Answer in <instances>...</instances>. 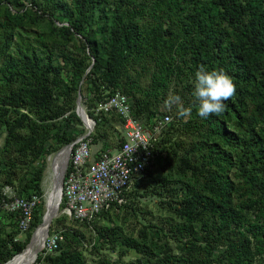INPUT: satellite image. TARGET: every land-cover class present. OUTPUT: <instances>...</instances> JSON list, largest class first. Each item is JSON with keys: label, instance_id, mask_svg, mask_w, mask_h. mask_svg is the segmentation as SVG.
<instances>
[{"label": "trees", "instance_id": "16d2710c", "mask_svg": "<svg viewBox=\"0 0 264 264\" xmlns=\"http://www.w3.org/2000/svg\"><path fill=\"white\" fill-rule=\"evenodd\" d=\"M200 65L236 85L219 116L195 107ZM78 91L93 155L123 142V119L95 112L116 92L145 126L170 120L125 202L60 215L33 264H264V0H0V264L42 222L47 157L87 132ZM7 187L41 198L24 241Z\"/></svg>", "mask_w": 264, "mask_h": 264}, {"label": "built area", "instance_id": "2783aa9c", "mask_svg": "<svg viewBox=\"0 0 264 264\" xmlns=\"http://www.w3.org/2000/svg\"><path fill=\"white\" fill-rule=\"evenodd\" d=\"M95 112L119 115L124 122L122 133L125 138L115 155L102 149H97L93 155L90 148L92 132L88 134L87 131L70 151L63 177L61 215L86 223L97 219L110 207L125 202V192L151 164L158 136L170 120L168 115L158 116L145 126L133 117L128 99L120 92L105 99ZM14 192L9 187L4 189L3 208L9 213H18V231L26 233L41 198L36 193L17 196ZM61 240L59 232L49 234L41 252L53 254Z\"/></svg>", "mask_w": 264, "mask_h": 264}, {"label": "clouds", "instance_id": "9594fccd", "mask_svg": "<svg viewBox=\"0 0 264 264\" xmlns=\"http://www.w3.org/2000/svg\"><path fill=\"white\" fill-rule=\"evenodd\" d=\"M236 93V85L233 78L223 69L208 70L200 65L195 73V85L192 96L195 99V107L201 118L210 115L219 116L226 110L225 101L231 99ZM174 102L179 103L180 97H173ZM192 107H181L178 116L185 117L191 114Z\"/></svg>", "mask_w": 264, "mask_h": 264}, {"label": "bare ground", "instance_id": "6f19581e", "mask_svg": "<svg viewBox=\"0 0 264 264\" xmlns=\"http://www.w3.org/2000/svg\"><path fill=\"white\" fill-rule=\"evenodd\" d=\"M61 158L57 160L56 166L54 168V175L52 179V184L50 189L46 193V210L43 216V222L35 231L31 244L26 250L22 252L19 256L15 257L12 261L6 264H32L36 259L39 249L42 248L45 237L46 228L50 219L53 218L56 212V203L58 200V181L62 173V164L64 161L65 153H62ZM53 192V193H52ZM52 193V195H50Z\"/></svg>", "mask_w": 264, "mask_h": 264}, {"label": "water", "instance_id": "95a60500", "mask_svg": "<svg viewBox=\"0 0 264 264\" xmlns=\"http://www.w3.org/2000/svg\"><path fill=\"white\" fill-rule=\"evenodd\" d=\"M93 64V63H92ZM92 64L90 65V67L88 68V70L86 71V73L90 70V68L92 67ZM76 108H75V113L76 115L80 118V120L82 121V124L84 125L86 131H88L87 133L90 134L91 132H93V127H94V121L86 114L85 112V109L84 107L82 106V102H81V94L80 92L78 91V94H77V97H76ZM84 136H80L78 137L76 140H74L73 142L69 143L68 145L64 146L62 149H60L54 156L53 158V161H52V164H51V168L53 166V163H54V160L56 157H58V155L62 154V153H65V157H64V161H63V164H62V173L60 175V179L58 181V200H57V203H56V212L53 216L52 219L49 220L48 222V225H47V228H46V237H45V240H44V243H43V246L45 244V241L49 235V229H50V226H51V223H52V220L53 219H56L58 218L60 215H61V210L59 211V205H61V201H62V186H63V177H64V173L66 171V167H67V164H68V157H69V154H70V151L72 149V147L74 146V144ZM45 206H46V197H45ZM44 216V215H43ZM42 222H43V218H42ZM42 222L34 229V231L32 232L31 234V237H30V241L28 242V244L31 242L32 240V237L35 233V231L38 229V227L42 224ZM28 244L25 246V248L21 251V253L26 249V247L28 246ZM42 246V248H43ZM41 248V250H42ZM20 253V254H21ZM20 254H17L15 255L11 260L7 261L6 263L12 261L15 257L19 256ZM4 263V264H6Z\"/></svg>", "mask_w": 264, "mask_h": 264}, {"label": "rangeland", "instance_id": "374dc122", "mask_svg": "<svg viewBox=\"0 0 264 264\" xmlns=\"http://www.w3.org/2000/svg\"><path fill=\"white\" fill-rule=\"evenodd\" d=\"M85 109V108H84ZM160 110L161 111H164V108L163 107H161L160 108ZM121 137L122 138H125V134L124 133H121ZM117 153V149H111L110 150V155H115ZM56 154V153H55ZM55 154H53V155H51V156H49V157H47V159H46V168H45V170H44V172H43V178H42V190H43V192H45L44 193V201H45V197H46V193H47V191L50 189V187H51V184H52V179H53V175H54V168H55V166H56V163H57V160L59 159V158H61V155H63V154H60V155H58V157H56L55 158V160H54V163H53V166H52V168H51V164H52V161H53V158H54V156H55ZM53 193V192H52ZM52 193H50V195H52ZM46 206H45V202H44V205H43V215H44V213H45V210H46V208H45ZM61 210V205H59V211ZM42 218H43V216H42ZM53 220H55V219H53ZM52 220V221H53ZM18 238L21 240V241H24L25 240V233H21L19 236H18ZM31 244V242L28 244V246ZM28 246L26 247V249L28 248ZM25 249V250H26ZM22 254V253H21ZM41 254V248L39 249V252H38V255H40ZM37 255V256H38ZM130 257H135V255L134 254H131L130 255ZM37 258V257H36ZM129 259H131V258H125V260L127 261V260H129ZM36 260V259H35ZM35 260H34V262H35ZM33 262V263H34ZM32 263V264H33Z\"/></svg>", "mask_w": 264, "mask_h": 264}]
</instances>
